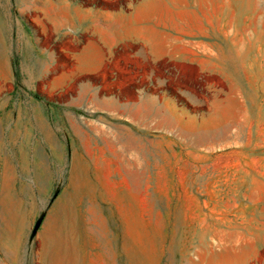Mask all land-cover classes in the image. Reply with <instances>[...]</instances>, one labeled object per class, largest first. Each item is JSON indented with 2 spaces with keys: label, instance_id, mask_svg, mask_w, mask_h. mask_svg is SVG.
Listing matches in <instances>:
<instances>
[{
  "label": "crops",
  "instance_id": "crops-1",
  "mask_svg": "<svg viewBox=\"0 0 264 264\" xmlns=\"http://www.w3.org/2000/svg\"><path fill=\"white\" fill-rule=\"evenodd\" d=\"M236 3L239 0H0V113L24 99L37 100L31 96L34 92L49 101L73 89L74 111L86 106L95 118L135 121L134 109L140 106V126L177 133L171 124L177 115L175 101L167 94L129 99L127 87L105 94L94 80L114 67L146 63L164 66L169 78L176 77L178 65L198 64L201 71L224 73V47L236 45ZM231 102L235 104V97L222 109L215 108L214 123L223 126L221 116L236 118L242 113L236 106L226 113ZM239 126L227 123L220 136L206 131L184 136L186 148H194L184 156L209 157L210 149L241 139L236 135ZM129 141L144 143L134 135L119 143ZM155 141L160 142L148 143L154 146ZM234 154L264 158L263 153ZM239 171L200 169L201 174H216V180L201 178L191 184L181 206L171 200L153 205L123 202V222L152 223L153 228L124 232V263L257 264L264 254V165ZM47 229V263L76 264L69 243L73 229L61 218ZM110 251L109 247L104 257L92 258L91 264H116Z\"/></svg>",
  "mask_w": 264,
  "mask_h": 264
},
{
  "label": "rangeland",
  "instance_id": "rangeland-1",
  "mask_svg": "<svg viewBox=\"0 0 264 264\" xmlns=\"http://www.w3.org/2000/svg\"><path fill=\"white\" fill-rule=\"evenodd\" d=\"M236 13V45L224 47V73L201 71L198 64L178 65L176 77L169 78L164 66L146 63L114 67L94 80L105 94L127 87L129 99L167 94L175 101L177 115L171 124L180 137L140 126V106L134 109L135 121L95 118L86 106L74 111L73 89L45 102L27 98L0 113V264H48L45 236L59 218L73 229L69 243L76 264H91L109 247L116 264H125L124 232L153 228L152 223L123 222V204L171 200L181 206L191 184L201 178L216 180V174H201L200 169L236 167V172H243L251 165H264V158L234 154H264V0H239ZM232 97L236 102L226 113L235 106L242 113L236 118L221 116L223 126L214 123L215 108L222 109ZM230 122L240 124V140L210 149L206 158L184 156L194 150L182 143L184 136L203 131L220 136ZM129 135L144 143L122 146L119 142ZM158 139L154 146L148 143ZM257 264H264V254Z\"/></svg>",
  "mask_w": 264,
  "mask_h": 264
},
{
  "label": "trees",
  "instance_id": "trees-1",
  "mask_svg": "<svg viewBox=\"0 0 264 264\" xmlns=\"http://www.w3.org/2000/svg\"><path fill=\"white\" fill-rule=\"evenodd\" d=\"M17 90V88H15L14 92ZM32 97L36 98L39 101H45L48 100L45 96H43L42 94H36V93H32L31 94Z\"/></svg>",
  "mask_w": 264,
  "mask_h": 264
}]
</instances>
